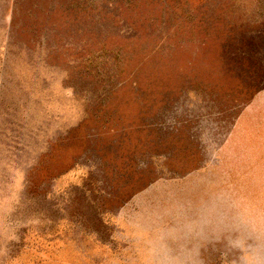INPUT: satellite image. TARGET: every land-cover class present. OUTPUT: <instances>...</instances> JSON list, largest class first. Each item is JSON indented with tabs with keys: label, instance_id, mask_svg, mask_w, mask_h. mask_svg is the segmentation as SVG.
Segmentation results:
<instances>
[{
	"label": "rangeland",
	"instance_id": "374dc122",
	"mask_svg": "<svg viewBox=\"0 0 264 264\" xmlns=\"http://www.w3.org/2000/svg\"><path fill=\"white\" fill-rule=\"evenodd\" d=\"M0 264H264V0H0Z\"/></svg>",
	"mask_w": 264,
	"mask_h": 264
}]
</instances>
